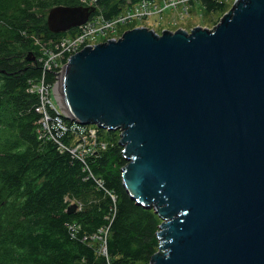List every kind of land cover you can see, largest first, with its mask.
<instances>
[{
  "label": "water",
  "instance_id": "95a60500",
  "mask_svg": "<svg viewBox=\"0 0 264 264\" xmlns=\"http://www.w3.org/2000/svg\"><path fill=\"white\" fill-rule=\"evenodd\" d=\"M95 11L55 7L47 27ZM57 79L66 119L119 131L123 187L161 221L148 264H264V0H235L212 30L85 46Z\"/></svg>",
  "mask_w": 264,
  "mask_h": 264
},
{
  "label": "trees",
  "instance_id": "16d2710c",
  "mask_svg": "<svg viewBox=\"0 0 264 264\" xmlns=\"http://www.w3.org/2000/svg\"><path fill=\"white\" fill-rule=\"evenodd\" d=\"M201 1L208 13L222 9L218 0ZM125 4L97 0L96 13L117 15ZM80 5V0L0 2V264H148L158 248L160 219L123 187L119 131L97 129L105 148L98 145L85 170L40 123V98L31 88L56 81L40 57L64 35L49 31L46 16L55 7ZM73 138L66 133L60 141L68 146ZM87 196L89 203L68 213L67 199Z\"/></svg>",
  "mask_w": 264,
  "mask_h": 264
},
{
  "label": "built area",
  "instance_id": "2783aa9c",
  "mask_svg": "<svg viewBox=\"0 0 264 264\" xmlns=\"http://www.w3.org/2000/svg\"><path fill=\"white\" fill-rule=\"evenodd\" d=\"M96 2L97 0H80V6L96 8ZM184 2L185 0H126V4L123 10L117 15L106 17L104 14L96 13L95 11L89 16L88 20L83 25L71 29L75 30V32L70 33L71 36H67L66 38L62 36L59 40H56V42L54 43V48L47 50L43 57H40V60H43L44 67L48 71H51L53 69H49V67L54 66L57 55H60L58 68L55 72L57 76L68 57L85 47L86 40L90 36L107 34L105 31H103V28H99L100 22H103L107 25L114 23L113 21H116L117 24L131 22L135 21L138 18L148 17V14L150 12L152 13V9H155L157 5L163 4L165 10H167V8L169 7H174L173 5H182ZM121 14L123 15L120 16ZM110 27L111 26H109V28ZM63 39L65 42L64 44H61ZM60 44L62 46L64 45V47L61 48ZM50 61H52L53 64H50V66L48 67ZM39 85L40 87H35L33 84L31 91L37 92L40 98V104L38 105L37 112L42 115L40 123L42 124V128L44 129L43 132H48L49 139L55 141V143L58 144L59 148L68 151L74 158L80 160L84 164L85 170L88 169V156L97 151V149L99 148L98 145L101 146L100 148H105L104 143L98 144V128L93 125H79L73 121H71L72 123L70 125L65 123V121L62 120V116L64 118V113L60 108L55 106L52 101V97H46L45 93V90H47L48 88L50 92L53 89L55 90L56 85H47L45 84L44 80H42ZM47 111H51L53 114H55V116L51 117V114H48ZM52 129H55V133H51ZM66 133H70L74 137L72 139V143H70L68 146L60 141L61 137ZM98 186L102 188V185L99 182ZM111 197L113 198V200H115L114 196L111 195ZM103 248V254H105L106 252L104 240Z\"/></svg>",
  "mask_w": 264,
  "mask_h": 264
},
{
  "label": "rangeland",
  "instance_id": "374dc122",
  "mask_svg": "<svg viewBox=\"0 0 264 264\" xmlns=\"http://www.w3.org/2000/svg\"><path fill=\"white\" fill-rule=\"evenodd\" d=\"M234 1L235 0H219L218 2L222 4L221 5L222 9L208 13L204 9V5L202 4L201 0H195V1L185 0V2L182 5H178V6L173 5L174 7H169L167 8V10H165L163 4L157 5L155 9H152V13L150 12L148 14V17L138 18L135 21L126 22V23H118V24L116 21H113L114 23L110 25L100 22L99 28H103V31H105L107 34L90 36L86 40L85 46H94L97 44L107 42L108 40H111V39L117 40L121 37V35L124 32L133 30L135 28H141V27L152 29L159 35H161L163 31L176 32L179 29L185 30L189 32L190 34V31L196 27H202V28L212 30L219 23L223 15L229 12ZM122 15L123 14H121L120 16ZM109 26L111 27L109 28ZM63 36L64 38H66L67 36H71V35L69 31H67V32H64ZM64 42L65 41L63 39L61 44H64ZM60 47L63 48L64 45L63 46L61 45ZM59 60H60V55H57L54 66L53 67L50 66V64H53L52 61H50L48 64V67L50 66L49 69L52 68L53 69L52 71H54V73L56 72V69L58 68ZM57 82L58 80L54 81V83L51 84L54 86L56 85L55 90L53 89L50 92L48 88L47 90H45L46 91L45 93H46V97H52V101L55 104V106L60 108L61 102L59 98ZM34 86L40 87V85L38 84H34ZM91 200L92 198L90 196H87L84 200L81 197L80 199L75 200V201L73 199L72 200L67 199V202L69 204V207L73 204L77 205L78 208L75 211L77 212V211H80V209L83 208V206L86 203H89ZM100 251L104 253V248L102 245H101Z\"/></svg>",
  "mask_w": 264,
  "mask_h": 264
},
{
  "label": "snow or ice",
  "instance_id": "6c2138e0",
  "mask_svg": "<svg viewBox=\"0 0 264 264\" xmlns=\"http://www.w3.org/2000/svg\"><path fill=\"white\" fill-rule=\"evenodd\" d=\"M0 2H4V0H0ZM10 2H16V0H10Z\"/></svg>",
  "mask_w": 264,
  "mask_h": 264
}]
</instances>
